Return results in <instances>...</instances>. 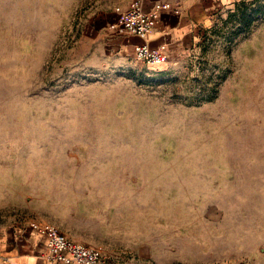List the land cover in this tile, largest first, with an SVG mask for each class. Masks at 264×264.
Instances as JSON below:
<instances>
[{"label": "rangeland", "instance_id": "rangeland-1", "mask_svg": "<svg viewBox=\"0 0 264 264\" xmlns=\"http://www.w3.org/2000/svg\"><path fill=\"white\" fill-rule=\"evenodd\" d=\"M128 1L0 0V228L130 221L207 259L264 227V16L231 41L233 4L151 68L105 52Z\"/></svg>", "mask_w": 264, "mask_h": 264}, {"label": "crops", "instance_id": "crops-1", "mask_svg": "<svg viewBox=\"0 0 264 264\" xmlns=\"http://www.w3.org/2000/svg\"><path fill=\"white\" fill-rule=\"evenodd\" d=\"M132 1L115 7L128 9ZM239 1L143 0V10L156 15L153 28L142 38L110 29L103 36L105 52L125 59L135 57V48L140 44H147L151 48L164 45L165 63L177 61L196 44L201 29L210 23L214 14ZM155 4H169V7L158 9ZM147 65L151 68L163 67L161 64ZM107 222L110 224V220ZM127 224L105 231L91 227L90 237L63 233L76 242L100 248L103 254L101 264H264V227L261 226H257L249 236H244L245 241L238 246H233L232 241L228 240L223 242V250L216 251L213 241L212 246L215 247H212L211 257L201 259L190 258L181 247L155 239L150 226L146 232L145 226H135L130 221ZM44 249V239L33 235L28 224L10 230L0 228V264H43Z\"/></svg>", "mask_w": 264, "mask_h": 264}, {"label": "built area", "instance_id": "built-area-1", "mask_svg": "<svg viewBox=\"0 0 264 264\" xmlns=\"http://www.w3.org/2000/svg\"><path fill=\"white\" fill-rule=\"evenodd\" d=\"M142 2L143 0H133L128 9L115 7L116 18L109 28L144 37L153 28L156 15L145 12ZM154 6L160 9L169 7V4H155ZM165 51L164 45L151 48L147 44H140L135 48V57L147 64H159L165 60ZM28 226L33 235L44 239L43 264L102 263L103 254L100 248L70 239L54 224L33 220Z\"/></svg>", "mask_w": 264, "mask_h": 264}, {"label": "trees", "instance_id": "trees-1", "mask_svg": "<svg viewBox=\"0 0 264 264\" xmlns=\"http://www.w3.org/2000/svg\"><path fill=\"white\" fill-rule=\"evenodd\" d=\"M232 16L231 41L233 38L246 37L252 31L255 23L264 16V10L260 6L253 5V2L246 3L239 1L235 3Z\"/></svg>", "mask_w": 264, "mask_h": 264}]
</instances>
